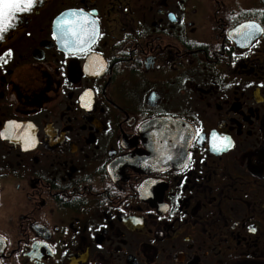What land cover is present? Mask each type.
Returning a JSON list of instances; mask_svg holds the SVG:
<instances>
[{"label":"flooded vegetation","instance_id":"af4514ba","mask_svg":"<svg viewBox=\"0 0 264 264\" xmlns=\"http://www.w3.org/2000/svg\"><path fill=\"white\" fill-rule=\"evenodd\" d=\"M0 57V264H264V0H34Z\"/></svg>","mask_w":264,"mask_h":264},{"label":"snow or ice","instance_id":"6c2138e0","mask_svg":"<svg viewBox=\"0 0 264 264\" xmlns=\"http://www.w3.org/2000/svg\"><path fill=\"white\" fill-rule=\"evenodd\" d=\"M33 4L34 0H0V33L6 32L9 28H11L13 26V21L17 19V14L30 11ZM70 14L72 16H76L77 19L75 21L66 22L63 21V14H61V20L58 21V23H69L71 25L72 35L77 37L79 43L83 45L85 41L79 38L82 35H88L89 38L95 35L96 22L94 20H89L83 10H70ZM89 24L92 26L90 31L87 28ZM252 27L256 28L257 26L253 24ZM0 59H3V57H0ZM211 135L213 137V150L220 151L231 146V140L228 137H223L220 145L217 146L216 138L219 134L213 132ZM251 230L254 231V229Z\"/></svg>","mask_w":264,"mask_h":264},{"label":"water","instance_id":"95a60500","mask_svg":"<svg viewBox=\"0 0 264 264\" xmlns=\"http://www.w3.org/2000/svg\"><path fill=\"white\" fill-rule=\"evenodd\" d=\"M15 22H16V20L13 21V26H14ZM13 26H12V27H13ZM8 30H9V29H8ZM8 30H7V31H8ZM7 31H6V32H3V33H0V39L3 37V35H4L5 33H7Z\"/></svg>","mask_w":264,"mask_h":264}]
</instances>
